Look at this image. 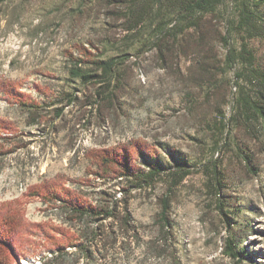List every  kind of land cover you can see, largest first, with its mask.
<instances>
[{
    "label": "rangeland",
    "instance_id": "374dc122",
    "mask_svg": "<svg viewBox=\"0 0 264 264\" xmlns=\"http://www.w3.org/2000/svg\"><path fill=\"white\" fill-rule=\"evenodd\" d=\"M129 2L0 0V79L44 106L38 112L23 110L0 90V122L8 128L0 129V204L15 203L22 225L14 237L18 258L12 264H45L41 257L49 258L51 242L35 224L50 231L68 225L59 203L50 207L30 195V187L51 181L81 190L90 200L110 187L120 198L121 184H112L130 180L105 182L96 175L106 168L111 174L122 169L112 162L107 167L106 160L116 151H126L132 166H143L140 151L170 168L185 159L192 173L170 195L168 181L131 187L127 209L140 240L133 239L128 260L116 244L120 253L102 264H237L222 253L225 222L214 209L204 174V165L214 159L225 172L231 215L245 236L240 237L242 246L255 264H264V132L257 124L235 129L236 140L230 141L221 133L224 125L231 126L233 71L199 69L191 56L164 65L153 50L140 53L134 47L138 34L126 29ZM249 43L264 61V39L251 38ZM122 51L131 55L121 65L124 86L117 107L90 111L86 104L94 97L68 75L70 55L89 60ZM189 65L192 81L186 95L183 78ZM223 76L232 88L222 83ZM73 95L74 102L66 104ZM246 145L260 169L256 175L238 157ZM165 194L170 196L173 236L164 242L166 256L161 258L147 254L144 242L158 231Z\"/></svg>",
    "mask_w": 264,
    "mask_h": 264
},
{
    "label": "trees",
    "instance_id": "16d2710c",
    "mask_svg": "<svg viewBox=\"0 0 264 264\" xmlns=\"http://www.w3.org/2000/svg\"><path fill=\"white\" fill-rule=\"evenodd\" d=\"M129 3L126 29L138 34V43L134 47L140 49V53L153 50L164 65L173 59L191 56L199 69H220L224 74L233 71L234 89L230 80L222 77V83L232 88L233 96L231 126L224 125V131L221 130V133L226 132L223 139L233 140V130L256 124L264 132V61L256 57L249 43L251 38L264 39V0H130ZM130 55L122 51L110 57L99 56L89 60L70 55L68 75L78 79L82 92L87 90L94 97L86 104L90 111L102 105L117 107L121 96L119 92L124 86L121 65ZM191 70L190 65L186 67L187 73L183 78L186 95L191 90ZM15 85L0 79V90L8 92L7 95L11 96L9 100L21 109L38 112L44 108ZM75 99L76 95H73L65 102L71 104ZM0 129L8 130L2 122ZM139 156L143 161L142 167L132 166L126 151H116L106 164L110 167L112 162L122 169H117L115 174L107 168L96 172L97 177L105 179V182L106 179L130 180L129 183L116 181L112 184V187L121 184V192L117 194L120 198L116 197L117 190L110 187L96 194L94 200L88 199L81 190L55 185L51 181L30 187V195L39 197L50 207L59 203L68 221V225L59 226L56 231H50L52 228L44 224H35L51 242L49 258L41 257L45 264H78L80 259L81 264H102L107 262V258L120 253L116 244L118 250L123 249L125 259H129L133 239L140 240L138 226L127 209L131 187L150 188L161 180L168 181L170 195L173 188L192 173L185 159L178 160L170 168L143 151L139 152ZM238 157L246 171L253 175L260 171L254 165L249 146L246 145ZM208 163L204 165L207 187L214 198L216 213L225 222L222 253L237 264L244 260L255 264L253 256L242 246V229L238 231L231 215L224 169L215 159ZM169 199L168 194L163 195L156 220L158 231L144 242L147 254L161 258L166 256L164 242L173 236V223L168 216ZM14 205L12 202L0 204V264H12L18 258L14 237L22 225L21 215ZM47 228L54 233L51 234ZM242 236L245 237L244 234ZM71 247L74 251H70Z\"/></svg>",
    "mask_w": 264,
    "mask_h": 264
},
{
    "label": "bare ground",
    "instance_id": "6f19581e",
    "mask_svg": "<svg viewBox=\"0 0 264 264\" xmlns=\"http://www.w3.org/2000/svg\"><path fill=\"white\" fill-rule=\"evenodd\" d=\"M49 255H50V253H49Z\"/></svg>",
    "mask_w": 264,
    "mask_h": 264
}]
</instances>
